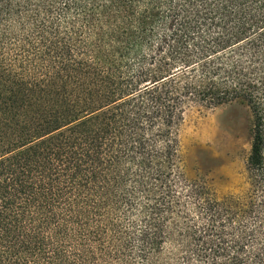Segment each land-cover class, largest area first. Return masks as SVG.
<instances>
[{"label":"trees","instance_id":"1","mask_svg":"<svg viewBox=\"0 0 264 264\" xmlns=\"http://www.w3.org/2000/svg\"><path fill=\"white\" fill-rule=\"evenodd\" d=\"M236 101L246 201L181 141ZM0 264H264V0H0Z\"/></svg>","mask_w":264,"mask_h":264},{"label":"rangeland","instance_id":"2","mask_svg":"<svg viewBox=\"0 0 264 264\" xmlns=\"http://www.w3.org/2000/svg\"><path fill=\"white\" fill-rule=\"evenodd\" d=\"M251 128L252 114L243 102L189 107L181 130L187 176L209 185L219 198L246 201L252 189L246 170Z\"/></svg>","mask_w":264,"mask_h":264}]
</instances>
